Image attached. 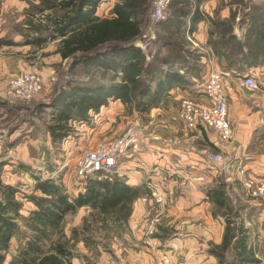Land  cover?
<instances>
[{"label":"trees","instance_id":"trees-1","mask_svg":"<svg viewBox=\"0 0 264 264\" xmlns=\"http://www.w3.org/2000/svg\"><path fill=\"white\" fill-rule=\"evenodd\" d=\"M152 2L118 0L113 16L100 18L97 10L102 0H40L36 12L27 17L23 44L41 48L58 42L54 54L63 62L72 61L71 71H77L47 105L51 110L47 128L54 145L67 140L75 124L87 123L91 114H99L111 100L144 115L164 104L174 89L196 86L189 77H200L192 63L198 55L188 49L185 35L193 31L198 19L194 15L188 22L192 13L189 0H171V14L157 23L147 51L136 45L147 41L143 30ZM241 13L242 38L234 34V19L217 27L220 34L212 46L225 57L228 69L244 74V63L255 67L264 63V3L245 4ZM13 44L0 39V49ZM97 70L104 77L109 75V82L86 81ZM263 139L264 125L252 134L248 152ZM35 180L34 190L39 194L28 199L36 209L24 215L19 189L5 185L0 178V264H73L81 235L94 224L125 231L134 203L149 192L145 184L131 186L120 175L106 171L88 177L74 198L57 180ZM226 188L225 182L207 188L213 217L225 221L222 241L211 243L209 253L218 264H264L249 242V229L239 220V209L230 205ZM83 208L90 209L83 228H74L68 236L66 217ZM14 239L18 245L9 260Z\"/></svg>","mask_w":264,"mask_h":264},{"label":"crops","instance_id":"crops-1","mask_svg":"<svg viewBox=\"0 0 264 264\" xmlns=\"http://www.w3.org/2000/svg\"><path fill=\"white\" fill-rule=\"evenodd\" d=\"M105 1L102 0L97 10V16L100 18L112 17L118 2L112 0L104 14ZM259 1L264 3V0ZM189 2L192 13L188 22L191 23L194 15L198 21L193 31L186 33L185 38L189 42L188 49L198 55L192 63L200 74L199 78L192 75L189 78L196 85H203L212 70L227 68L225 57L216 54L212 46V42L219 37L217 27L235 19L234 34L242 38L245 29L239 27V22L243 17L241 11L245 3L243 0ZM244 68V74L232 71L240 76L253 74L259 79L264 78V63L256 67L244 63ZM185 97L189 96H185L183 90L174 89L164 104L142 115L147 118L142 126L148 140L142 149L131 152L124 159L119 173L131 186H142L151 179L166 196L167 204L162 214V222L152 237L153 247L146 244V230L158 208L154 206L153 201L145 203L139 198L133 206V214L127 226L128 233L115 240L117 244L114 242L113 249L103 252L102 259L107 257L108 263L96 264H153L164 251L176 253L179 264L217 262V259L210 255L209 249L211 243H221L224 230H221L222 234L218 237L217 225L223 227L224 222L213 217L207 188L217 182L221 169L209 159V154L215 153L217 149L227 160L228 155H235V158L230 160L235 166L241 164L239 155L246 153L252 134L264 124V96L249 93L239 85L237 78L228 81L230 117L235 130V137L230 144L220 141L218 135L209 129L190 133L182 130L177 115L181 99ZM104 108L106 107L101 109V113ZM95 115L97 114L93 113L91 117ZM242 120L244 121L241 123ZM50 143L52 140L49 135L48 145ZM255 158L247 162L249 165L245 168L251 169L257 177L264 178V159ZM203 177L210 178L212 183H200L199 178ZM83 210L90 212L88 208ZM214 228L216 240L212 239Z\"/></svg>","mask_w":264,"mask_h":264},{"label":"rangeland","instance_id":"rangeland-1","mask_svg":"<svg viewBox=\"0 0 264 264\" xmlns=\"http://www.w3.org/2000/svg\"><path fill=\"white\" fill-rule=\"evenodd\" d=\"M111 1H105L104 14L110 7ZM253 4L262 5L263 3L261 4L259 0H252L249 5ZM39 5L40 0H0V39L14 42L13 46H5L0 49V103L6 105L0 109V178L5 185H12L19 189L18 199L23 204L22 214L24 215H28L30 211L36 209L28 199L30 195L36 194L34 192L36 177L55 175L54 180L59 181L67 193L74 198L84 186V183L77 181L74 174L75 164L82 154L117 139L128 127L142 126L147 121L145 116L125 106L122 102L111 100L107 109L104 108L102 113L100 111V114L92 116L83 125L75 124V131L63 143L48 145L47 122L51 110L47 108V105H50L54 95L67 84L77 71H71L72 61L63 62L58 55L54 54L58 42L48 43L41 48L23 44L25 43L26 29L24 23L28 19L27 17L36 12L34 8ZM151 13L148 15V23L143 30V38L147 41H144L145 44L142 41L136 43L145 51H147L150 40L155 38L157 23L154 22ZM22 72L41 75L44 81V90L28 103L12 102L13 105H7L6 103L10 101L7 94L9 84L14 77ZM87 76L80 77L84 79ZM109 79V75L104 77L97 70L92 72L86 81L109 82ZM201 90L202 86L196 85L193 89L183 92H185V96L197 98L200 96ZM39 105L44 106L39 108ZM230 143L232 141L228 142V144ZM255 147L254 150L248 152L247 149L246 153L239 155V161L244 167H247L249 165L247 162L255 157L264 159V139L260 140ZM227 158L230 161L235 158V155H228ZM56 169H60L57 175ZM250 170L247 168L248 176L260 178ZM223 172L221 171L217 175V182L227 184L226 190L231 199L230 205L239 209L241 216L239 220L244 221L249 229V242L264 261V198L258 200L248 196L240 177L235 172H228V174ZM88 216L89 212L83 209H80L76 214L68 215L64 224L66 234L71 236L74 228H83V221ZM222 221L224 222L223 227L217 225L216 235L218 237L225 227L224 219ZM126 232L128 233L127 227L125 231H118L115 228L114 230L104 229L101 225H92L90 231H86L80 236L81 242L76 248L78 257L73 260V264L108 263L107 257L102 259L103 252L113 249L115 243L117 244L115 240L122 238ZM215 232L214 228L213 240H216ZM17 245L18 239H14L9 260L16 252ZM105 247H107L106 250ZM215 264H218V261Z\"/></svg>","mask_w":264,"mask_h":264},{"label":"built area","instance_id":"built-area-1","mask_svg":"<svg viewBox=\"0 0 264 264\" xmlns=\"http://www.w3.org/2000/svg\"><path fill=\"white\" fill-rule=\"evenodd\" d=\"M252 0H244L250 4ZM171 0H154L151 14L154 22L165 21L170 16ZM237 78L239 85L249 93L264 96V78L259 79L253 74L236 75L232 70H212L202 85L200 96L197 98L185 97L181 99L177 119L181 122L182 130L190 133L199 129L213 130L223 143L231 142L235 130L230 117L228 97V81ZM44 90V81L41 75L33 72H22L14 77L8 87L10 101L28 103ZM5 104V103H4ZM6 105L0 103V109ZM148 136L143 126H130L117 139L101 144L97 148L85 151L75 164V178L82 184L95 173L106 171L114 174L121 172L124 159L131 153L142 149ZM209 159L217 164L221 171L235 172L243 183L246 194L254 199L264 198V178H255L247 175V169L241 164L234 165L221 153H210ZM57 175V172H56ZM55 175L40 178L54 179ZM199 182L206 185L212 183L208 177L199 178ZM148 194L141 197L143 202L153 201L158 208L156 215L149 221L146 230V244L153 247V236L157 226L162 222V214L167 204L166 196L161 188L150 179L146 181ZM153 264H179L177 255L171 251H164L158 261Z\"/></svg>","mask_w":264,"mask_h":264}]
</instances>
